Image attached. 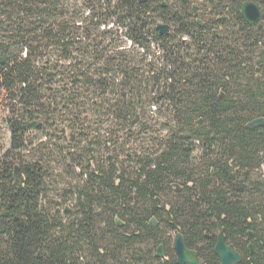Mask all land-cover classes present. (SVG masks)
<instances>
[{
  "label": "trees",
  "instance_id": "obj_1",
  "mask_svg": "<svg viewBox=\"0 0 264 264\" xmlns=\"http://www.w3.org/2000/svg\"><path fill=\"white\" fill-rule=\"evenodd\" d=\"M197 1L0 0V136L11 145L0 157V264H177V233L205 264H220L221 231L240 264H264V125L247 126L264 119V18L241 17L247 1L264 14V0H203L204 26ZM64 111L68 129L90 132L86 148L105 113L104 151L125 141L115 128L144 136L120 167L88 151L93 169L66 222L44 207L46 158L15 175L10 156ZM75 156V168L87 163Z\"/></svg>",
  "mask_w": 264,
  "mask_h": 264
},
{
  "label": "rangeland",
  "instance_id": "obj_2",
  "mask_svg": "<svg viewBox=\"0 0 264 264\" xmlns=\"http://www.w3.org/2000/svg\"><path fill=\"white\" fill-rule=\"evenodd\" d=\"M167 1V0H165ZM203 0L197 1V6H203ZM210 12V10H209ZM120 43L122 41L126 42V45L130 46V42L126 40L125 37L121 36L124 33V30L119 29ZM157 56L160 55L158 51V46H155L153 49ZM155 110L152 108L151 112H149V116L153 117L154 122L152 124H147L150 130H154L155 134L151 135L153 139H158L159 136H162L163 127L158 120L157 114H155ZM105 115V116H104ZM103 115L101 121L100 119L94 120L93 129L102 130L99 139L92 140L91 144L93 146L88 147V143L85 140L89 137L90 132H81V130L72 127L68 129V125L71 122L72 116L68 112H62L57 114L54 117L49 118V124L46 127V130L43 134H31L28 138V142L25 144V148L23 151H15L10 153L11 155V163L16 168L23 167V165L31 163L33 160H37L40 157H45L47 162L49 163V179H48V194H47V202L44 203V207L51 213L54 214L55 211H59L56 213L63 222L68 220V215L72 214L75 209V187L79 181L82 179H86V175L88 172H84L85 169H93V165H90L88 161H90V157L88 156V151H98L101 152V157L103 161L109 160L114 163L117 167L123 165L125 161V153L126 151H130L135 149L134 141L141 139L139 132L137 129L126 130L124 133L118 132V129H114L112 134L115 135H125L130 134V137L125 135V141H120V145H116L115 148L111 150L104 151V148L108 144V138L105 137V133H108L111 130L107 129V122L111 120L106 113ZM157 121V122H156ZM120 130V128H119ZM94 137H98V135L93 134ZM96 143L103 144L102 148L95 145ZM122 142V143H121ZM127 143L126 148H123ZM135 147V148H133ZM11 145L8 141V138L5 136H0V157L3 156L5 151L10 150ZM137 149V148H136ZM71 153L75 154L76 159L79 157L85 159L87 163H84L83 166H78L75 168L76 163L68 160L71 158ZM107 156L111 157L108 159ZM118 157V159H117ZM83 159H79L80 163H83ZM75 168V169H74ZM68 210V211H66Z\"/></svg>",
  "mask_w": 264,
  "mask_h": 264
},
{
  "label": "water",
  "instance_id": "obj_3",
  "mask_svg": "<svg viewBox=\"0 0 264 264\" xmlns=\"http://www.w3.org/2000/svg\"><path fill=\"white\" fill-rule=\"evenodd\" d=\"M209 1H213V0H209ZM162 2L163 5L166 6L164 0H162ZM139 3H144V0H139ZM193 13L194 16L197 18V22L199 23V25L204 26L203 21L199 18V7L197 5H193ZM241 17L247 25L255 26L263 20L264 14L261 7L257 3L253 1H247L241 7ZM219 20L227 21L228 18L223 17L220 18ZM156 30L160 35L168 36L170 26L167 24H158ZM257 72L259 73V69H257ZM201 123L202 121L200 120L197 124L200 125ZM262 125H264V119L261 118L250 122L247 126L250 128V127H258ZM108 159H111V157H108ZM19 172H20L19 168L16 167L15 175H18ZM176 187H177L176 190L180 191V187L177 185ZM56 213H59V211H56ZM116 223L118 227L123 226V223L120 222L118 219ZM150 226L151 227L158 226V223L156 222L155 219L151 220ZM249 236L251 239L254 238L253 233H250ZM173 250L176 256L177 264H205L204 261L199 257L197 251L191 250L187 247L185 238L180 233H177L175 236ZM214 250H215V254L220 260V264H240L242 262L241 255L234 249L233 245L227 242L224 231H221V233L218 235L217 243ZM249 250L251 253L254 252L253 245H249ZM156 257L159 259L165 258V251L162 245L159 246V248L157 249Z\"/></svg>",
  "mask_w": 264,
  "mask_h": 264
}]
</instances>
